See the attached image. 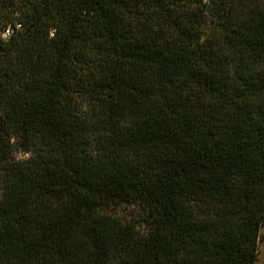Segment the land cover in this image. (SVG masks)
<instances>
[{"label":"trees","instance_id":"1","mask_svg":"<svg viewBox=\"0 0 264 264\" xmlns=\"http://www.w3.org/2000/svg\"><path fill=\"white\" fill-rule=\"evenodd\" d=\"M15 23L0 264H257L264 0H0Z\"/></svg>","mask_w":264,"mask_h":264},{"label":"rangeland","instance_id":"2","mask_svg":"<svg viewBox=\"0 0 264 264\" xmlns=\"http://www.w3.org/2000/svg\"><path fill=\"white\" fill-rule=\"evenodd\" d=\"M28 156H29L28 154H25L22 152H15L12 155V159L23 160V159H26ZM122 215H123V217L127 218L128 210L127 209L123 210ZM260 233H261L262 239L258 244V261H257V264H264V226L261 228Z\"/></svg>","mask_w":264,"mask_h":264},{"label":"built area","instance_id":"3","mask_svg":"<svg viewBox=\"0 0 264 264\" xmlns=\"http://www.w3.org/2000/svg\"><path fill=\"white\" fill-rule=\"evenodd\" d=\"M21 29V25L20 24H17L15 23L13 26H9L7 27L0 35V38L2 40H7L11 37V35L17 31V30H20Z\"/></svg>","mask_w":264,"mask_h":264}]
</instances>
